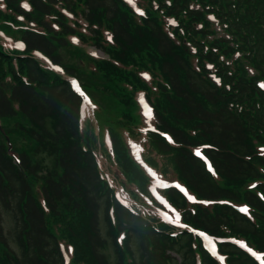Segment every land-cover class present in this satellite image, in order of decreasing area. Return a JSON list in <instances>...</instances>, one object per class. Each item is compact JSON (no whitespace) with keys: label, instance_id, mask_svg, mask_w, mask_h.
I'll list each match as a JSON object with an SVG mask.
<instances>
[{"label":"trees","instance_id":"trees-1","mask_svg":"<svg viewBox=\"0 0 264 264\" xmlns=\"http://www.w3.org/2000/svg\"><path fill=\"white\" fill-rule=\"evenodd\" d=\"M134 2L0 0V264H259L264 0Z\"/></svg>","mask_w":264,"mask_h":264},{"label":"rangeland","instance_id":"rangeland-1","mask_svg":"<svg viewBox=\"0 0 264 264\" xmlns=\"http://www.w3.org/2000/svg\"><path fill=\"white\" fill-rule=\"evenodd\" d=\"M88 50H89L90 53L93 54V55L105 56L104 53H103L102 51H100V50H98V49H95V48H93V47H89ZM64 53H65L66 61L74 62V57H73V55H72V54H71V56L68 55V53H71V51H67V50H65ZM95 96L97 97L98 100H100L101 102H103V101L101 100V98H100V96H101V93H100V92H96V93H95ZM139 99H141V103H142V105H143L146 109H148V105H147L146 101L143 99V97H142V98L139 97ZM103 103H104V102H103ZM6 221H7V220H6Z\"/></svg>","mask_w":264,"mask_h":264}]
</instances>
